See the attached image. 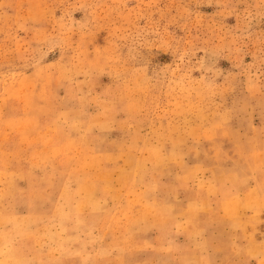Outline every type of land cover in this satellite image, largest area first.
<instances>
[{"label":"rangeland","instance_id":"rangeland-1","mask_svg":"<svg viewBox=\"0 0 264 264\" xmlns=\"http://www.w3.org/2000/svg\"><path fill=\"white\" fill-rule=\"evenodd\" d=\"M0 264H264V0H0Z\"/></svg>","mask_w":264,"mask_h":264}]
</instances>
